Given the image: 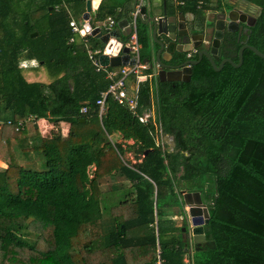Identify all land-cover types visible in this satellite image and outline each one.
<instances>
[{"label": "trees", "instance_id": "trees-1", "mask_svg": "<svg viewBox=\"0 0 264 264\" xmlns=\"http://www.w3.org/2000/svg\"><path fill=\"white\" fill-rule=\"evenodd\" d=\"M111 1L102 0L94 25L129 20L131 9ZM249 1L261 12L240 41L264 53V0ZM63 2L75 10L85 0H0V139L9 155L0 169V264H264V59L245 49L240 67L225 63L216 72L202 58L189 82L158 81L157 119L173 142L162 151L153 126L111 98L99 120L96 100L109 81L81 40L69 43L68 15L54 10ZM137 35L140 60L153 63L150 32L139 21ZM88 41L102 47L95 36ZM240 41L226 31L216 64L238 63ZM23 60L44 68L45 82L27 81ZM140 91L138 112L150 106L148 83ZM39 119L69 124L68 138L41 137ZM115 134L132 143L121 145ZM127 152L131 167L121 157ZM116 177L129 188L112 186L116 196L106 202L101 181ZM182 191L200 193L213 248L195 250L183 238L186 224L166 217Z\"/></svg>", "mask_w": 264, "mask_h": 264}, {"label": "water", "instance_id": "water-1", "mask_svg": "<svg viewBox=\"0 0 264 264\" xmlns=\"http://www.w3.org/2000/svg\"><path fill=\"white\" fill-rule=\"evenodd\" d=\"M136 3L137 0H134V6ZM85 5L86 12L82 15V19L88 20L86 25L88 29L93 25V21L90 18L91 0H86ZM172 5L173 4L167 5L170 6V8L166 9V4L164 3L163 9L161 10L157 5H152V11L149 13L148 11L150 8L148 7V2L145 1L139 16V22L147 26L154 48H156L154 61L156 62V68L158 70L157 76L160 82H189L192 67L197 65L202 58L207 59L216 72L220 71L225 63L235 68L240 67L243 60V51L245 49L250 50L259 58L264 59V53L260 52L254 46L247 44L245 41H240L241 36L246 35L249 32V28L255 24L261 12V8H256L254 14H251L237 7H231L221 14L216 15L212 42L209 47H205L201 46L204 35H191V31L186 27L184 22V16L176 15ZM127 23L128 20L126 19L118 22L119 28L126 26L125 31L120 34L117 31H113L108 35L102 34L98 29L93 30V36L98 38L102 43L103 53L99 56V61L102 66L118 67L127 63L128 56L126 54L125 56L114 55L117 54V50L120 48V42H117L115 38H118L119 35L120 37L127 35L129 32ZM224 31L236 33L241 43V47L237 53L238 63L224 58L219 64H216L220 56V47L224 37ZM34 36H36V33L32 34V37ZM189 40L192 44H190ZM196 40H198V42ZM197 47L196 59L182 61V54H187L192 51V48ZM122 52L126 53V48H123ZM109 55L112 56L109 57ZM179 196L182 206L186 208L183 212L184 216L190 224L182 228V232L186 235L185 240H187L189 244H192L195 250H198L199 245L202 247L208 245L213 248L214 243L211 242L208 244L204 239L203 227L209 221V213L206 205L202 201L200 193L182 191Z\"/></svg>", "mask_w": 264, "mask_h": 264}, {"label": "built area", "instance_id": "built-area-1", "mask_svg": "<svg viewBox=\"0 0 264 264\" xmlns=\"http://www.w3.org/2000/svg\"><path fill=\"white\" fill-rule=\"evenodd\" d=\"M145 1L147 0H137L133 10H131L128 14L129 20L127 27L129 32L126 35V41H122L120 35L118 38H115L117 42H120V48L117 50V54H112L120 56H125L126 54L128 56V61L125 65H120L118 67L102 66L99 61V56L103 53V47L99 49L92 48L88 41V38L93 36L92 32L95 29H98L102 34L110 35L113 31H117L120 34V31L117 27V22L112 17H108L101 24L92 25V27H89L88 29L86 27L88 20L82 19L79 23L74 19L69 20L68 25L72 34V37L69 39V43H74L81 40L86 51L87 58L94 67V70L96 72L104 73L105 78L109 81L108 87L99 93V97L96 100L97 116L99 120L101 121L102 118L107 114L108 100L111 98L119 106L131 112V114L137 118L140 124H151L153 126L151 135L153 137L155 146L164 151L166 149V135L164 134L161 124L157 119V69L151 64L142 62L140 60L141 45L138 41L137 26L140 11ZM61 8H64V4L61 6L56 5L54 10L57 12ZM123 48H126V53L122 52ZM195 52L196 51L189 52L187 54V58L189 59L191 54ZM111 56L112 55H109V57ZM144 83H148L149 85L150 106L145 108L143 111L138 112L139 108L142 107V105H140V89ZM84 113H86V109L82 108L80 110V114ZM8 124L11 123L8 122ZM22 125V121L18 122L17 126L15 127V131L19 130ZM108 139L111 141L110 136H108ZM117 142L121 143V145L126 143V141H124L122 138L117 140ZM121 157L124 158L122 155ZM127 162H129V164H126L131 167V164H134L135 160H132L131 158L128 159ZM181 219H183V217H181ZM156 264H160L159 258L157 259Z\"/></svg>", "mask_w": 264, "mask_h": 264}, {"label": "crops", "instance_id": "crops-1", "mask_svg": "<svg viewBox=\"0 0 264 264\" xmlns=\"http://www.w3.org/2000/svg\"><path fill=\"white\" fill-rule=\"evenodd\" d=\"M101 2H102V0H91L90 18L92 20H93V17L95 15V12H96V10H97V8ZM146 2H148V7L150 8L148 11L149 13L152 11V5H157L159 7V9L161 10V9H163L164 3L166 4V9L170 8V6H167V5L173 4L172 7L174 8L176 15L184 16V22L186 24V27L191 31L190 34L191 35H194V34H201V35L203 34L204 35V38L201 41V46H205V47H209V45L212 42L213 29H214V23L216 21V15L221 14L222 12L230 9L231 7H233V8L237 7L239 9H242V10H244L246 12H250V13H254L256 8H258V6L254 5L249 0H197L196 7H193V5L190 3L185 4V3H183L182 0H147ZM85 3H86V0H85L83 5L79 4L77 6V8H75V10H72L71 5L66 4V2H63V4H64L63 9L67 13L69 20L74 19L78 23L82 20V15L86 12ZM116 3H118L117 5L122 4L124 7H127L128 9L130 8L131 10L133 9V6H134V0H113L110 2V5L113 4L115 6ZM20 7L22 8L23 4H21ZM118 10L121 11L120 9H118ZM125 19H126V17L123 16L122 19H120L118 22L123 21ZM93 25H94V22H93ZM117 27H118V23H117ZM125 28H126V26L123 28L118 27L120 33L124 32ZM225 32L226 31H224V35H225ZM36 35H37V33H36ZM150 40H151L150 48H151V53L153 55V61H152L153 63H151V65L153 67H156V62L154 61V58L156 56V50H155L156 48H154V44L152 42L151 35H150ZM196 41L198 42V40H196ZM189 42H190V44H192V42L190 40H189ZM201 48H203V47H201ZM194 51L197 52L198 47L192 48V51H190V52H194ZM20 63H22L24 65L22 67V71H23L27 81H29V82L41 81V80L35 79L36 76L43 77V78H44V76L46 78L48 77L44 68H39L38 65L34 66L35 61H24L23 60ZM20 68H21V66H20ZM37 69H38V71H37ZM157 73H158V70H157ZM30 76H33L32 78H34V79H32ZM45 79L41 82H45ZM157 79H158V76H157ZM158 81H157V84H158ZM157 89H158V86H157ZM36 126L38 127V130H39L41 137H43V138H50L52 136V134H56V135H59L62 139H67L68 135H69V130H70V125L67 123L49 122V121L44 120V119L37 120ZM0 128H1V123H0ZM113 137L116 138L117 140L120 139V137L117 136V134H115ZM126 143L131 144L132 141H126ZM12 146L15 149V151H16V149L19 150V147L17 146V144L15 142H12ZM3 147L7 148L6 143L0 139V148L4 149ZM130 153L131 152H129V155H130ZM127 154H128V152L124 154V158L126 157ZM129 159H131V157H129ZM132 160H133V158H132ZM6 167H7V165L0 158V169H4ZM122 183H124V186L121 189H123V188L125 189V182L123 181ZM168 204L169 203H167V205ZM171 207H172L171 211L166 210V217L168 219H171L174 222V224L177 226L182 225L183 223H185L186 226L190 225L189 222L185 219L184 213H183V215L181 214L182 210H183V212L186 210V208L182 206L181 202H180V205L178 207H173V206H171ZM181 217H183V219H181ZM183 238H186V235L184 233H183ZM192 247H193V245H192ZM187 261H188V257L185 256L184 262H187Z\"/></svg>", "mask_w": 264, "mask_h": 264}, {"label": "rangeland", "instance_id": "rangeland-1", "mask_svg": "<svg viewBox=\"0 0 264 264\" xmlns=\"http://www.w3.org/2000/svg\"><path fill=\"white\" fill-rule=\"evenodd\" d=\"M37 65L38 64L35 62L34 66H37ZM20 66L22 68L24 65L22 63H20ZM30 77L32 78L33 76H30ZM45 78H46L45 76H44V78L43 77L36 76L35 79L43 81ZM32 79H34V78H32ZM166 141H167L166 143L168 144L167 148L168 147L171 148L172 145H173L172 139L171 138L170 139L167 138ZM3 148L4 149H1L0 148V156H1L0 158L6 164V160H7V158H8L9 155H8L7 148L6 147H3ZM15 153H16L17 159L19 161H21L23 155L20 153V151L18 149H16V152ZM129 157L133 158V154L130 153V155H129V153H128L126 155V157L124 158V161H127V159H129ZM35 159H37V157H35ZM91 171H93V170L91 169ZM122 182H123V180L121 178H119V177L112 178L110 180L101 181V188L103 190H106V193H105V198H106L105 201L106 202H108L111 197H115L116 196V194L111 191V187L112 186H116V188H119L120 189V188H122L124 186V183H122ZM124 182H125V189L129 188V184L126 181H124ZM117 193H120V195L122 194L121 191H117ZM178 199L180 200V196H178ZM118 201L119 200H115V201L109 203V205L112 206V205L116 204ZM166 208H167L166 210H168V211H171L172 210L170 207H166ZM25 237L30 242H33L35 240V236L33 234H28Z\"/></svg>", "mask_w": 264, "mask_h": 264}, {"label": "flooded vegetation", "instance_id": "flooded-vegetation-1", "mask_svg": "<svg viewBox=\"0 0 264 264\" xmlns=\"http://www.w3.org/2000/svg\"><path fill=\"white\" fill-rule=\"evenodd\" d=\"M251 14H254V13H251ZM241 39V38H240ZM242 41H244V40H242ZM189 59H191V58H189Z\"/></svg>", "mask_w": 264, "mask_h": 264}]
</instances>
